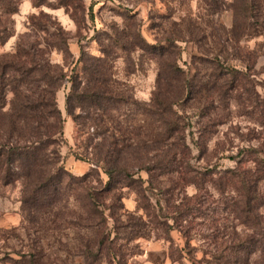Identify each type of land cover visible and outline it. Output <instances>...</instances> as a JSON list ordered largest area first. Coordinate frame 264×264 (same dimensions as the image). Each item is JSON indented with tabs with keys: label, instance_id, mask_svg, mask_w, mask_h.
<instances>
[{
	"label": "trees",
	"instance_id": "obj_1",
	"mask_svg": "<svg viewBox=\"0 0 264 264\" xmlns=\"http://www.w3.org/2000/svg\"><path fill=\"white\" fill-rule=\"evenodd\" d=\"M46 2L39 0L34 7L46 6ZM60 6L68 8L70 4L63 1ZM231 8L235 17L231 35L240 37L246 27L254 31L252 36L260 33L250 21L264 17V0H234ZM0 10L10 18L18 12L12 0H0ZM89 14L93 19V6ZM73 19L78 24L75 16ZM33 23L44 34L42 39L30 41L28 33L21 35L16 51L0 61V185L21 183L26 222L42 228L51 221L55 226L67 216L69 200L75 199L79 211L73 213L78 215L80 226L92 234L83 254L97 262L107 244L119 239L118 231L124 224L119 213L124 211L125 188L136 193L139 209L148 218L146 222L131 213L124 215L130 220L125 228L134 238L144 237L150 225L164 229L166 234L176 229L189 238L190 217H198L195 214L201 211L200 197L211 189L227 197L223 211L247 229L241 236L217 225L220 220L214 221L208 238L218 251L224 252L218 258L220 263L234 264L239 254L249 257L262 249L260 246L264 248V194L260 188L264 183V157L255 156L257 150L251 148L244 151L245 156L234 169L195 170L182 117L175 109L179 103L203 99L205 103L198 108L202 116H207L204 112L210 106L216 109L218 102L229 108L234 92L245 82L235 66L226 67L213 84L200 85L179 67L180 52L173 41L150 44L134 25L121 33L113 29L114 35L104 34V39L97 34L94 40L100 56L89 54L82 46L75 62L71 38L61 24L51 19L49 23L36 22L34 18ZM13 36L12 20L0 23V45ZM230 41L233 39L229 37L225 43ZM119 51L128 57L141 52L143 57L157 62V85L150 102L137 101L114 89L111 70ZM54 52L63 55L64 65L53 63ZM69 60L73 61L72 69L67 64ZM218 66L223 67L219 61ZM66 83L70 84L67 115L80 132L85 133L87 127L93 130L87 132L93 155L89 161L103 169L106 182L96 177L95 169L77 178L64 166L61 146L65 119L57 94ZM210 141L202 134L195 146L207 152ZM150 154H154L152 159ZM142 172L148 174L147 180L139 176ZM93 179L99 188L92 187ZM74 184L81 190L72 189ZM189 186H194L197 194L177 199V191ZM169 219L172 225H168ZM24 258L26 264L38 262L34 256L28 261Z\"/></svg>",
	"mask_w": 264,
	"mask_h": 264
},
{
	"label": "rangeland",
	"instance_id": "obj_2",
	"mask_svg": "<svg viewBox=\"0 0 264 264\" xmlns=\"http://www.w3.org/2000/svg\"><path fill=\"white\" fill-rule=\"evenodd\" d=\"M38 1L12 0L18 12L11 18L0 10V23L12 20L14 35L5 45H0V61L6 54L16 51L21 35L28 33L30 41L42 39L44 34L34 26L33 18L44 23H49L51 19L62 25L71 38L70 50L75 62L81 56L82 46L89 54L100 56L99 46L94 40L97 34H102L104 39V34L114 35L113 29L121 33L131 25L137 26L150 44L161 41L165 45L167 39L173 41L180 52L179 67L200 85L213 84L228 66H235L245 78L242 87L234 92L229 108L218 102L216 109L210 106L204 112L207 116H202L198 108L205 103V99L179 103L175 107L182 117L180 122L192 148L193 168L215 172L234 169L237 161L245 156L244 151L251 148L257 150L255 156L264 157V17L250 21L255 29H259L257 36H252L254 31L250 32L246 27L239 37L229 32L235 21L231 8L234 0H47L46 6L36 8L34 3ZM63 1L70 6L61 7ZM91 6L93 19L89 14ZM229 37L233 41L225 43ZM117 53L118 58L111 70L114 89L137 101L150 102L157 85V62L143 57L141 52H133L129 57L121 51ZM51 60L54 64H65L63 55L57 52L51 55ZM73 61L69 60L68 66ZM218 61L222 68L218 66ZM69 88L70 84L66 83V87L57 94L65 119L64 144L61 146L64 166L77 178L95 169L96 177L106 182L108 177L103 169L89 161L93 155L92 149L88 148V133L93 130L87 127L85 133L80 132L67 115ZM139 120L140 116L137 117ZM202 134L211 140L207 152H201L195 146ZM153 155L150 154L149 159ZM139 176L148 179L146 172ZM93 181L92 187L99 188L96 179ZM260 188L264 194V183ZM72 189L81 190L75 184ZM22 190L21 183L0 185V264H26L24 257L28 261L33 256L38 261L35 264H221L218 258L224 252L218 251L208 238L214 221L220 220L217 225L225 226L227 231L235 230L237 235L243 236L247 232L239 220H234L223 211L227 197H220L209 189L200 197L201 211L195 214L198 217H190L191 223L187 228L191 231L189 238L176 229L166 234L164 229H154L151 225L145 230L144 237H130V229L125 228L130 220L124 215L131 213L137 218L143 217L146 222L148 218L139 209L136 193L125 188L124 211L119 213L123 215L124 224L120 225L119 239L111 245L107 244L102 259L94 262L83 254L92 234L80 226L78 215L73 213L79 211L75 199L67 203L69 210L63 220L55 226L49 221L39 228L25 221ZM177 192L179 195L176 198L180 201L184 196L194 197L197 194L194 186ZM62 205L66 203L62 202ZM167 223L172 225L173 221L169 219ZM112 225L113 222H109L110 228ZM114 236L113 232L112 240ZM260 247L262 249L249 257L239 254L234 264H264V248Z\"/></svg>",
	"mask_w": 264,
	"mask_h": 264
}]
</instances>
